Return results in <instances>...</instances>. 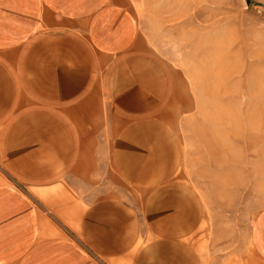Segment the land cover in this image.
Wrapping results in <instances>:
<instances>
[{"label": "crops", "instance_id": "crops-1", "mask_svg": "<svg viewBox=\"0 0 264 264\" xmlns=\"http://www.w3.org/2000/svg\"><path fill=\"white\" fill-rule=\"evenodd\" d=\"M126 0H0V264H264V206L247 246L193 243L199 192L158 116L167 76L151 56L113 58ZM264 5V0H263ZM104 110L117 129L95 180Z\"/></svg>", "mask_w": 264, "mask_h": 264}, {"label": "rangeland", "instance_id": "rangeland-1", "mask_svg": "<svg viewBox=\"0 0 264 264\" xmlns=\"http://www.w3.org/2000/svg\"><path fill=\"white\" fill-rule=\"evenodd\" d=\"M117 29L103 32L113 58L140 53L167 76L157 114L183 147L178 174L200 194L204 217L193 243L206 263L214 250L246 247L264 206L263 0H126ZM95 180L121 190L109 164L117 129L104 110Z\"/></svg>", "mask_w": 264, "mask_h": 264}]
</instances>
